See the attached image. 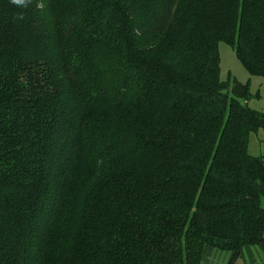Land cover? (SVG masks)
Listing matches in <instances>:
<instances>
[{"label":"trees","instance_id":"obj_1","mask_svg":"<svg viewBox=\"0 0 264 264\" xmlns=\"http://www.w3.org/2000/svg\"><path fill=\"white\" fill-rule=\"evenodd\" d=\"M264 0H0V264L264 252Z\"/></svg>","mask_w":264,"mask_h":264},{"label":"rangeland","instance_id":"obj_2","mask_svg":"<svg viewBox=\"0 0 264 264\" xmlns=\"http://www.w3.org/2000/svg\"><path fill=\"white\" fill-rule=\"evenodd\" d=\"M220 46H222V51H223V55L229 54V60L224 59V57L221 54V59H222V65H221V75H222V79L224 81H226L229 78V75H234L239 81L240 78L243 81H247V79L250 78V75H248V73L246 72V70H244L239 64L238 62L234 59L233 55V49L226 45V44H220ZM221 53V52H220ZM232 53V54H231ZM248 76V78H247ZM244 78L246 80H244ZM242 82V81H241ZM243 83V82H242ZM250 89L252 92V96L250 99H253V97H256V91L262 89V94L264 95V83L262 85H260L259 87V83L258 81H253L252 82V86L250 85ZM255 100V99H253ZM257 100V99H256ZM258 100L260 101V113H264V98L260 97L258 98ZM255 110V109H254ZM250 140H249V146L248 148L250 149V152L252 155L255 156H263L264 155V130H258V131H253L250 133ZM250 248V249H249ZM249 248H245L248 251H243L241 252V256L236 258V260L233 262V264H264V252L262 251V249L257 246V245H251L249 246ZM227 252L226 256H225V260H226V264L229 263L232 254L229 251H224ZM218 253H223L218 252Z\"/></svg>","mask_w":264,"mask_h":264},{"label":"crops","instance_id":"obj_3","mask_svg":"<svg viewBox=\"0 0 264 264\" xmlns=\"http://www.w3.org/2000/svg\"><path fill=\"white\" fill-rule=\"evenodd\" d=\"M220 44H223V43H220ZM220 44H219V46H220ZM220 58H221V54H222V56L224 57V59H226V60H229V54H227L226 53V55H223V51H222V46H220ZM232 54V53H231ZM234 55H235V60L238 62V64L244 69V67L242 66V64H241V62L237 59V57H236V54H235V52L233 51V57H234ZM231 58V57H230ZM221 61H222V59H221ZM223 62V61H222ZM222 62H221V65H222ZM244 70H246V69H244ZM246 72H247V70H246ZM248 73V72H247ZM231 75V74H230ZM230 75H229V77H230ZM248 75H249V73H248ZM232 76H234V75H232ZM235 77V76H234ZM247 78H248V76H247ZM240 80L243 82V84H245V83H249L251 86H252V82L253 81H258V83H259V87H260V85H262L263 83H264V77H255V76H251L250 75V78L249 79H247V81H243L241 78H240ZM244 80H246L245 78H244ZM240 81V82H241ZM241 82V83H242ZM262 89H260V90H257L255 93H256V97H253V99H255V100H253V99H250L249 100V104H250V106L253 108V109H255L256 111H258V112H261L260 110V101L258 100V98L260 97V99L261 98H264V95L262 94ZM252 93V92H251ZM257 99V100H256ZM264 110V109H263ZM246 248V247H245ZM243 249V251L245 250V251H248V250H246V249ZM247 248H249V247H247ZM250 249V248H249ZM223 252V253H218V252ZM227 252H224L223 250H218V249H215V248H213V247H210V246H206V248L203 250V253H202V255H203V257H202V262H201V264H226V260L224 259L225 258V256L227 255L226 254Z\"/></svg>","mask_w":264,"mask_h":264},{"label":"clouds","instance_id":"obj_4","mask_svg":"<svg viewBox=\"0 0 264 264\" xmlns=\"http://www.w3.org/2000/svg\"><path fill=\"white\" fill-rule=\"evenodd\" d=\"M11 3L18 7H27L30 3V0H11Z\"/></svg>","mask_w":264,"mask_h":264}]
</instances>
